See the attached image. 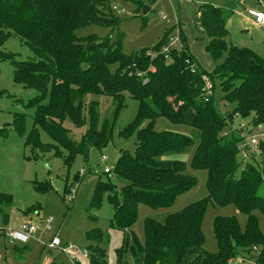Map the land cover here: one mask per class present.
<instances>
[{"label": "trees", "instance_id": "1", "mask_svg": "<svg viewBox=\"0 0 264 264\" xmlns=\"http://www.w3.org/2000/svg\"><path fill=\"white\" fill-rule=\"evenodd\" d=\"M135 2L139 8L144 5ZM228 13L209 3L194 11L213 61L212 71L206 72L189 53L182 31L166 63L161 49L173 27L152 48L129 54L123 52L120 31L102 38L78 37L76 31L91 24L118 27L109 0H0V44L16 36L33 54V59L15 60L11 52L0 51V59L12 65L13 81L34 92L25 105L33 109V129L27 135L33 146L43 152L54 149L67 165L78 154L86 158L91 148L102 149L111 141L125 94L138 102L133 120L118 131L123 138L135 137L134 152H120L113 170L105 173L108 180L96 184L89 210L105 199L112 206L111 225L126 234L138 219L139 205L170 207L198 183L191 170L205 173L207 195L161 218L145 217L143 242L134 233L124 235L116 264H234L236 258L247 257L264 264V233L254 213L264 216L263 170L238 161L236 132L223 134L234 114L241 120L251 117L247 125L253 130L264 128V55L227 42ZM187 61L196 65L195 72ZM203 76L213 90L207 101ZM217 85L228 106L221 114L215 108ZM99 97L112 101L102 121ZM160 118L179 129H157ZM37 129L53 143L40 142ZM71 129L80 131L78 137ZM256 155L264 159V137ZM49 184L36 188L44 191ZM11 202L10 195L0 193V206ZM208 202L233 204L247 215L243 228L234 216L214 218V253L203 247L201 223ZM42 227L51 230V225L45 229V221ZM88 238L100 242L102 232L95 228ZM91 250L92 264H107L103 245Z\"/></svg>", "mask_w": 264, "mask_h": 264}, {"label": "rangeland", "instance_id": "2", "mask_svg": "<svg viewBox=\"0 0 264 264\" xmlns=\"http://www.w3.org/2000/svg\"><path fill=\"white\" fill-rule=\"evenodd\" d=\"M138 1L149 7L145 14H141L144 5L139 8L135 0H109L113 15L120 20L118 27L91 24L78 29L76 35L83 38L89 35L102 38L120 31L124 33L123 52L129 54L139 48H152L163 34L173 27L168 41L176 30L182 31L189 53L203 70L211 72L213 61L206 51L207 40L197 29V19L194 17V11L199 5L209 3L229 12L226 21L229 31L227 42L250 47L259 55H264V31L248 22L253 20L250 12L264 13V0ZM0 51L11 52L15 60L33 59L28 46L16 36H11L2 42ZM111 69L113 70V67ZM33 95L34 92L13 81L10 61L0 59V193L10 195L12 199L10 206H0V264H92L91 247L99 245H103L106 249L107 264H116L117 253L122 246L124 235L134 233L140 242H143L145 217L161 218L166 213L176 211L207 195L205 173L191 170L198 178L196 186L178 196L170 207L151 209L139 205L137 221L130 232L124 234L121 229L111 225L112 206L105 199L98 209L88 208L96 184L108 180L104 168L114 166L122 150L134 152L135 137L123 138L118 135V131L135 117L137 100L125 94V106L119 113L112 139L107 146L102 149L91 148L86 158L78 154L67 165L62 158L55 155L54 149L43 152L28 142L27 135L33 129V109L25 105ZM214 95L216 111L221 114L228 106L222 100V91L218 85L215 87ZM99 98L98 113L102 121L106 113L111 112L112 101L109 97ZM250 120L251 117L242 119L245 123ZM19 128L24 130L22 134L19 133ZM156 128L179 129L164 118L158 119ZM79 132L76 129L70 130L75 138L78 137ZM255 132L262 133L258 135V139L264 137V129L262 131L254 129L252 133ZM37 134L40 142L53 143L42 129H37ZM252 155L243 159L238 154L237 158L243 164L259 166L264 175V159L255 153ZM103 156L105 160H102ZM76 176H78L77 180H75ZM44 183H50V188L44 191L37 190L36 187ZM72 189L75 190L74 193H71ZM260 194L264 196V187L260 190ZM31 206H34L32 210H30ZM254 213L259 228L264 233V216L259 211ZM216 216H234L241 228L244 227L247 219V215L240 212L233 204L219 206L208 202L201 230L205 239L203 247L211 253L217 251L213 231V220ZM50 217L53 219L51 230L45 231L42 223ZM29 220L37 227L32 238L24 244H9L3 231L17 228L22 222ZM95 228L102 232L100 242L88 238V232ZM55 235L61 245H70L72 249L67 253H59L58 249L47 252L44 244ZM83 251L87 252V257H83ZM127 259H130L129 255ZM234 264H254V261L250 257L236 258Z\"/></svg>", "mask_w": 264, "mask_h": 264}, {"label": "built area", "instance_id": "3", "mask_svg": "<svg viewBox=\"0 0 264 264\" xmlns=\"http://www.w3.org/2000/svg\"><path fill=\"white\" fill-rule=\"evenodd\" d=\"M254 20V23L257 26H264V13L261 11L258 12H250L249 13ZM179 46V35L178 30H176L175 34L170 38V40L163 46L161 49V54L164 56L165 59H167L166 63H168L169 52L172 48ZM191 72H195L196 65L193 62L187 61L186 62ZM203 82L204 86L202 87V93H203V100L207 101L209 97L212 95V84L211 81L206 77L203 76ZM237 122H235L236 120ZM264 128H256V130L262 131ZM251 129L247 123L242 121L238 114L233 115V119L230 122L227 120V127L225 128L223 134L226 135L229 132H236L239 137L240 141L237 144L238 154L243 157V159L247 158L250 154L255 153L257 154V145L259 142L258 135H261L262 133H252L249 132ZM102 160H105V157L103 156ZM113 170L112 167H105L104 172L110 173ZM71 193H74V189H72ZM52 218H48L45 220V229H50V225L52 223ZM36 231V226L32 222H23L19 225V227L14 229H8L7 232L3 231V235L7 238L9 244L14 243H27L30 238H32L34 232ZM45 247L47 248V251H51L52 249H58L60 253H67L69 250L72 249V246H64L61 245L59 239L55 236L53 237L48 243L45 244ZM255 249V248H254ZM83 257H87V252L83 251L82 253ZM53 258V257H52Z\"/></svg>", "mask_w": 264, "mask_h": 264}, {"label": "water", "instance_id": "4", "mask_svg": "<svg viewBox=\"0 0 264 264\" xmlns=\"http://www.w3.org/2000/svg\"><path fill=\"white\" fill-rule=\"evenodd\" d=\"M148 10H149V7L144 5L142 10H141V14H145ZM260 30H263V27H260Z\"/></svg>", "mask_w": 264, "mask_h": 264}, {"label": "crops", "instance_id": "5", "mask_svg": "<svg viewBox=\"0 0 264 264\" xmlns=\"http://www.w3.org/2000/svg\"><path fill=\"white\" fill-rule=\"evenodd\" d=\"M250 16H251V15H250ZM248 22H251V23H252L254 26H256V27H259V29H260V27H261V26H257V25L254 23L253 20H252V21H249V20H248ZM262 27H263V30H262V31H264V26H262ZM24 217H25V216H24ZM30 220H31V219H30ZM30 220H29V222H31ZM24 222H27V221H24ZM22 223H23V222H22ZM36 229H37V227H36Z\"/></svg>", "mask_w": 264, "mask_h": 264}]
</instances>
